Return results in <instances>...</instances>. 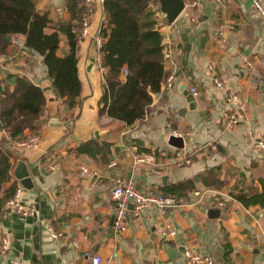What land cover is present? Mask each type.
I'll list each match as a JSON object with an SVG mask.
<instances>
[{"label":"crops","instance_id":"obj_1","mask_svg":"<svg viewBox=\"0 0 264 264\" xmlns=\"http://www.w3.org/2000/svg\"><path fill=\"white\" fill-rule=\"evenodd\" d=\"M32 1L53 22L70 18L65 0ZM83 2L88 29L78 40L82 88L75 108L67 109L23 37L0 58L3 87L11 91L16 77L24 76L46 97L45 117L23 133L36 137L37 146L21 147L22 139L11 144L10 183L21 187L13 173L24 162L33 186L21 187L19 203L36 211L24 217L0 205V247L2 239L7 242L0 264H89V255L100 256L101 264H264V206L246 208L235 198L260 194L264 181V150L257 145L264 139V16L253 0H183L172 23L158 0L150 6L163 37L164 70L174 79L171 88L162 85L151 94L149 111L129 126L98 115L102 0ZM68 52L60 34L57 55ZM216 77L225 81V91L216 88ZM230 94L246 105L233 129L224 124L234 108L225 102ZM53 118L63 125L49 127ZM173 131L183 138V149L167 143ZM92 140L89 152L77 151ZM118 179L130 180L143 194L169 196L176 205L163 215L130 209L126 231L117 233L111 191ZM211 209L216 217L209 216ZM166 230L175 235L164 237ZM185 252L200 260L190 261Z\"/></svg>","mask_w":264,"mask_h":264},{"label":"trees","instance_id":"obj_2","mask_svg":"<svg viewBox=\"0 0 264 264\" xmlns=\"http://www.w3.org/2000/svg\"><path fill=\"white\" fill-rule=\"evenodd\" d=\"M156 0H102L103 20L98 36L103 90L98 101L99 116L129 126L149 111L151 94L165 84L162 35L155 12ZM68 21H51L39 14L32 0H0V58L8 55L14 41L24 38L23 47L38 55L46 67L53 88L68 110L75 108L81 94L77 50L81 18L87 14L83 0H65ZM68 42L69 52L59 57V35ZM9 36V38H8ZM126 74L122 77L123 70ZM0 205L10 199L16 186L10 183L11 144L33 130L35 121L45 117L46 97L41 88L24 76H17L11 91L4 87L0 99ZM87 142L77 151L89 152ZM91 148V147H90ZM94 151V150H93ZM258 195L235 196L244 207L264 206V181Z\"/></svg>","mask_w":264,"mask_h":264},{"label":"built area","instance_id":"obj_3","mask_svg":"<svg viewBox=\"0 0 264 264\" xmlns=\"http://www.w3.org/2000/svg\"><path fill=\"white\" fill-rule=\"evenodd\" d=\"M253 4L256 10L264 16V5L260 2V0H253ZM88 29V18L86 16L81 18V37H84L87 34ZM211 70V67H209ZM126 74V70L124 69L122 72V76ZM174 79L173 74H169L166 77L165 84L163 85V89L171 88L172 81ZM216 88L221 91H225V81L214 78L213 79ZM190 93L193 96H197V91L195 88L190 89ZM226 103H230L234 105V108L231 112L225 115L224 124L228 129H233L237 127V125L242 121L244 114L246 112V105L242 103L239 97L235 94H230L226 96ZM173 136H177V133L173 131L171 133ZM21 147L25 148H33L37 146V139L34 136H28L23 138L19 144ZM257 145L261 150H264V139L259 140ZM215 149V147H213ZM137 161H144V159L140 157H136ZM183 163H189V160H181ZM182 162H178L181 164ZM83 175H88L87 170L83 167L80 168ZM21 193V187H18L14 193V195L8 199L5 204L11 207L16 213L24 216V217H33L35 216V207L33 205H29L24 207L19 203V196ZM111 199L115 204V212L113 219V226L117 233H124L127 229L126 217L132 207V211L135 215H138L143 210H155L159 214H165L166 211L172 207H175L176 202L173 198L169 196H165L163 194H143L138 191L133 183L130 180L118 179L115 181L114 187L111 191ZM169 228V227H168ZM50 236L56 238V234L50 230ZM164 237H172L175 235V232L172 230L164 231ZM7 249V242L5 239L1 240L0 253L4 254ZM262 253L264 254V246L262 248ZM185 256L192 262H198L200 259L198 256L193 255L190 252H185ZM89 264H101V257L98 255H89L88 256ZM208 261V260H207ZM209 262V261H208Z\"/></svg>","mask_w":264,"mask_h":264},{"label":"water","instance_id":"obj_4","mask_svg":"<svg viewBox=\"0 0 264 264\" xmlns=\"http://www.w3.org/2000/svg\"><path fill=\"white\" fill-rule=\"evenodd\" d=\"M158 2L160 4V11L166 16L168 23H172L178 17L181 11L184 9L183 0H158ZM93 63H94V59H91L88 63V67H92ZM3 92H4L3 84H0V99ZM183 95L184 97H186L187 102L189 103V107L193 108V103H194L193 97L189 94L188 91H185ZM0 111H1V103H0ZM62 125H63L62 123H60L57 119L54 118L50 119L49 121V127H59ZM1 130H2V124L0 121V135H1ZM167 143L175 147L176 149L184 148V140L182 137L170 135L167 139ZM13 175L16 179L19 180L23 190L32 188L33 186L32 178L24 162L22 161L18 162V165ZM130 209H132V207H130ZM208 214L213 218L218 215V211L211 209L208 211Z\"/></svg>","mask_w":264,"mask_h":264}]
</instances>
